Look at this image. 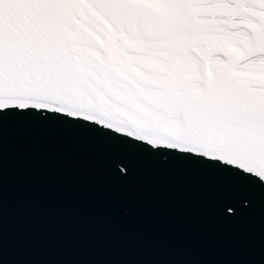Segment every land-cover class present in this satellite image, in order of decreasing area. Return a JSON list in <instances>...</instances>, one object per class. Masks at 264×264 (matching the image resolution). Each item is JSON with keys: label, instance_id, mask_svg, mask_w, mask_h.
I'll return each mask as SVG.
<instances>
[{"label": "snow or ice", "instance_id": "snow-or-ice-1", "mask_svg": "<svg viewBox=\"0 0 264 264\" xmlns=\"http://www.w3.org/2000/svg\"><path fill=\"white\" fill-rule=\"evenodd\" d=\"M41 111L264 184V0H0V115Z\"/></svg>", "mask_w": 264, "mask_h": 264}, {"label": "water", "instance_id": "water-1", "mask_svg": "<svg viewBox=\"0 0 264 264\" xmlns=\"http://www.w3.org/2000/svg\"><path fill=\"white\" fill-rule=\"evenodd\" d=\"M0 264H264V184L63 116L0 115Z\"/></svg>", "mask_w": 264, "mask_h": 264}]
</instances>
